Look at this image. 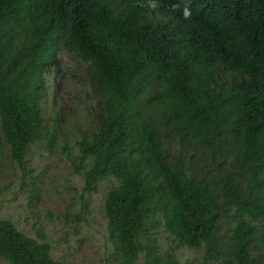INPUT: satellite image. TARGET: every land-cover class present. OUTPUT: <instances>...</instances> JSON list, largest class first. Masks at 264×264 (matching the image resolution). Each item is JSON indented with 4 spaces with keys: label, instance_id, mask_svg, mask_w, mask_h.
Wrapping results in <instances>:
<instances>
[{
    "label": "trees",
    "instance_id": "1",
    "mask_svg": "<svg viewBox=\"0 0 264 264\" xmlns=\"http://www.w3.org/2000/svg\"><path fill=\"white\" fill-rule=\"evenodd\" d=\"M59 41L91 72L98 105L75 146L83 194L114 182L103 212L118 264H178L151 253L158 219L177 248L215 258L230 208L226 262L264 264V0H0V130L22 171L45 136L38 90ZM168 134L203 151L190 170ZM0 259L62 264L1 219Z\"/></svg>",
    "mask_w": 264,
    "mask_h": 264
},
{
    "label": "rangeland",
    "instance_id": "2",
    "mask_svg": "<svg viewBox=\"0 0 264 264\" xmlns=\"http://www.w3.org/2000/svg\"><path fill=\"white\" fill-rule=\"evenodd\" d=\"M53 65L43 76L39 106L46 121L44 139L29 147L24 171L11 163L9 148L0 130V219L11 221L17 230L51 246V256L62 264H118V254L108 240L103 203L108 189L114 185L107 179L94 192L83 194V177L76 142L89 135L92 112L98 99L89 87V66L59 41ZM58 112L61 124L55 126ZM54 139V140H53ZM53 140V141H52ZM164 150L181 159L187 170L195 165L191 156L202 153L193 142L181 144L178 137L163 138ZM207 168V164H203ZM225 169L229 168L224 166ZM32 170V172L30 171ZM202 169L196 174L206 177ZM234 179L237 175L232 173ZM240 183H242L241 180ZM234 209L222 216L216 234L215 258L207 247L194 250L177 248L176 242L158 219L149 230L148 239L154 245L152 254H171L178 264H228L222 250L234 224ZM138 264H149L146 252ZM0 264H8L0 259Z\"/></svg>",
    "mask_w": 264,
    "mask_h": 264
}]
</instances>
